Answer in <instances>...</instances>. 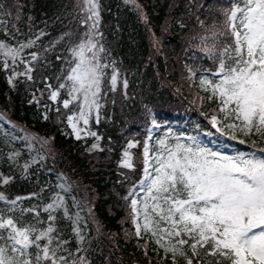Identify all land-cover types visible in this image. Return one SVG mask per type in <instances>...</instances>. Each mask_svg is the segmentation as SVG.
I'll return each mask as SVG.
<instances>
[{"label":"trees","instance_id":"1","mask_svg":"<svg viewBox=\"0 0 264 264\" xmlns=\"http://www.w3.org/2000/svg\"><path fill=\"white\" fill-rule=\"evenodd\" d=\"M137 2L143 7L146 22L125 0H98L99 32L103 36L100 43L107 49L101 54V63L115 61L120 80H127V87L120 84L119 88L101 96L99 123L92 117L88 127L101 137L97 141L86 135L75 139L67 122V110L71 106L63 107L65 94L52 101L45 87L48 83L52 89L57 88L63 82L57 78L65 75L69 67L65 61L70 45L65 35L71 33L77 45L88 39L90 23L85 24L86 13L77 0H0L11 13L5 16L0 12V41L15 46L35 41L23 50L21 59H28L23 58L25 54L30 57L29 50L38 56L32 62L33 80L18 77L15 87L7 81L12 73L3 69L5 59L0 56V114L12 125L48 141L45 147L39 146L38 161L30 164L27 174H31L24 178L8 160V152L25 151L20 148L24 142H15L0 131V173L13 177L10 184L0 185V192L9 199L36 193L22 202L37 200L45 204L55 190L53 175L61 171L71 181L73 198L85 212L88 230L83 247L87 251L78 255H85L89 264H172L171 255L166 256L154 240H149L147 235L139 240L135 237L131 200L124 199L142 175L145 141L150 133L155 136L165 130L162 124L171 120H176L177 125L167 128L180 129L185 134L209 128L214 114L225 125L231 121L223 119V114L218 112V100L208 99L209 92L202 90L199 79L201 75L216 78L207 71L216 70L218 62L203 50L206 45L200 38L210 37L212 25L223 21L220 9L230 7L231 0ZM198 20L204 21V26ZM225 42L231 41L222 38L221 43ZM212 43L211 39L207 41L208 46ZM58 56L62 59H56ZM8 62L11 64V59ZM24 68V64L18 63L15 70L23 72ZM189 68L196 76H191ZM33 94L39 104L29 103ZM45 111L46 120L42 118ZM153 120L159 127L153 126ZM236 135L245 141L240 143L243 152L261 155L259 149L264 148V142L257 136H246L239 131ZM252 140H256L255 146ZM129 141L136 146L128 149ZM93 143H98L99 149L89 151ZM125 150L133 157L134 169L121 166ZM0 204L6 203L0 201ZM89 208L94 216L89 215ZM41 212L43 217L52 214L57 218L55 228L73 245L70 250L75 253L77 245L65 217L59 211ZM96 220L101 225L99 233ZM146 240L149 241L147 255ZM199 259L203 264H214L220 258L206 256L201 249ZM177 264H185V260L177 257ZM193 264H197L196 259Z\"/></svg>","mask_w":264,"mask_h":264},{"label":"snow or ice","instance_id":"2","mask_svg":"<svg viewBox=\"0 0 264 264\" xmlns=\"http://www.w3.org/2000/svg\"><path fill=\"white\" fill-rule=\"evenodd\" d=\"M85 3L89 13L85 24L88 20L92 21L86 33L88 39L70 49L72 59L68 62L66 74L57 78L63 82L55 89L48 83L45 87L52 101L57 100L61 90L67 91L69 98L63 101L65 109L73 103L77 105L78 113L67 116L75 139L80 140L83 132L99 141L101 137L87 130V127L90 118L94 117L97 123L100 120L105 69L113 68L110 79L113 90L117 84L118 70L115 61L101 63V54L106 53L107 49L100 43L103 36L99 32L98 0H85ZM125 3L147 21L143 7L137 0H125ZM0 12L5 16L11 14L3 4H0ZM220 12L223 21L212 25L210 37L200 38L201 43L206 45L203 50L218 62L217 71L209 73L217 79L214 82L207 75H202V90L209 92L210 101L218 100V112L223 114V119L233 121L225 125L227 129L246 136H257L264 142V0H231L230 7L222 8ZM198 22L204 26V21ZM222 38L231 42L221 43ZM209 39L213 41L210 46L207 45ZM34 43L30 40L16 47L0 41V53L11 58V64L5 59L2 67L5 71L11 70L7 81L13 87L18 77L33 80L35 69L32 62L38 60L37 54L31 53L30 61L18 58L24 49ZM18 63L25 65L23 72L15 70ZM188 71L192 77L197 74L191 68ZM123 84L126 88L127 80ZM29 103L39 104L40 101L33 94ZM42 118L48 119L47 111ZM81 122L83 129L78 127ZM210 122L216 127L220 121L214 114ZM152 123L159 127L155 120ZM217 131L221 129L217 128ZM222 134L226 135L227 132ZM231 138L237 137L232 135ZM189 139L193 141L192 145L182 143L177 136V143L173 147H168L166 141L161 139L158 141L160 147L153 156L149 154L151 136L145 141L143 179L138 185L134 184L124 197L131 200L135 237L139 240L147 235L149 240H154L166 256L171 255L172 264H177V257L183 258L185 264H193L194 259L197 264H203L199 259L201 249L206 256L220 258L214 264H264V148L259 149V156L255 152L226 155L201 147L195 137ZM240 143L245 141L241 140ZM252 144L255 146L256 140H252ZM135 146L133 141H129L127 148ZM96 149H99V144L93 143L89 151ZM18 156L19 153L13 152L8 160L20 169L24 178H28L31 165L29 162L20 165ZM121 166L127 169L135 167L128 150L123 152ZM12 180L13 177L0 173V185H8ZM137 186L139 192L144 193L143 196L135 191ZM36 195L33 193L30 197L9 199L0 192V201L10 206L8 212H13L18 202ZM63 206V198L57 196L44 211L50 213ZM24 211L36 213L35 207L22 209L21 213ZM64 212L67 216L66 207ZM89 215L94 216L91 208ZM34 218L37 223H45L39 221L38 213ZM68 218L73 220L72 231L79 242L75 253L67 247L68 241L58 235L54 227L55 216L49 214L47 227L38 229L35 225H21L12 216L0 212V264H89L85 255H78L87 251L83 247L86 236L80 227L83 218L79 213L74 219L71 216ZM141 219L143 224L140 223ZM95 223L99 233L101 225L98 220ZM148 242L146 240L144 245L145 255ZM32 249L35 251H30Z\"/></svg>","mask_w":264,"mask_h":264},{"label":"rangeland","instance_id":"3","mask_svg":"<svg viewBox=\"0 0 264 264\" xmlns=\"http://www.w3.org/2000/svg\"><path fill=\"white\" fill-rule=\"evenodd\" d=\"M77 4L80 6V8H82L83 12L86 13V17H88L89 13L87 11V4L85 3V0H77ZM16 18V16H15ZM90 25L92 23V21L88 20ZM65 38L67 40V42L69 43L68 45H70V48L75 47L77 44L73 42L72 37H71V33H67L65 35ZM15 46V45H12ZM16 47H19V45H16ZM30 52V57L27 56V54H25L26 57L23 58H28L26 61H29L31 59V53H33L32 50H29ZM0 56H2L3 59H8L6 58L2 53H0ZM11 59V58H9ZM21 59V57H20ZM66 63H68L71 59V52L68 51L67 55H66ZM217 68V67H216ZM112 71L113 68H109L108 71H106L105 69V78L102 82V90H101V96L104 95V93L106 94L107 91L109 90H113L112 86L110 84V79H111V75H112ZM202 75L199 77V79H201ZM120 74L118 72V79H117V84L115 86V89L119 88V85L121 84V86L124 88V84L123 81L120 80ZM217 79V77L213 80L215 82V80ZM114 89V90H115ZM61 94H65V99H68V95H67V91L66 90H61L60 91V95ZM59 95V96H60ZM71 107L67 110L69 115H72L73 113H78V108L77 105L75 103L70 105ZM94 118V117H93ZM218 118V117H217ZM91 119L90 118V122L89 125L91 123ZM95 119V118H94ZM211 121V120H210ZM218 121H220V119L218 118ZM232 121H230L229 123H231ZM88 125V127H89ZM20 126L16 125H12L11 123L7 122L6 119L4 117L0 118V131L5 134L7 137H9L10 139H12L13 141H17V142H24L20 145L21 149H24L25 151H19L17 149L12 150L10 152H8V154H11L13 152H17L19 153L18 156V162L20 165H23L25 162H29L30 164L36 163L38 161V155H39V146H44L45 147V143H43V141L46 140V138L44 137H40L36 134H34V132L31 131H27L25 129H21L19 128ZM78 127L80 128H84V125L82 124V122L78 125ZM87 127V130H88ZM217 128H220L221 131H217ZM223 132H227V134H222ZM238 131H234L231 129H227L225 127V124H223L221 121L217 124L216 127H214L211 122H210V127L205 129V128H200L196 133L190 134L187 137L183 136L182 134H178L175 131H171L170 128L165 127V130H161L160 133H157L155 135V137L153 138V140L151 141V145H150V156H153L158 148L160 147L158 144V141L161 139H164L166 141V144L168 147H173L176 143V137L179 136L180 137V141L184 144L187 145H192L193 141L191 139H189L190 137H195L196 141L199 143V145L201 147H207L209 149H211L214 152H221L223 154L226 155H234L237 152H243V147L240 144V140L238 138L236 139H232V135H235L237 137ZM82 135L83 132H82ZM21 137L23 138L21 140ZM25 137H27V139H25ZM34 138H39V139H34ZM47 141V140H46ZM27 146H26V144ZM245 153V152H243ZM252 152L246 153V154H250ZM122 158H123V154H122ZM17 171L21 174L20 169L17 168ZM31 174V172H29V174H27L28 176ZM53 179H54V186H55V190L51 193L48 202L45 204H42L40 202L33 201L32 203L28 202V201H21L18 202V206L16 207V209L13 212H8L7 209L8 207H10L9 205L6 204H0V212L4 213L6 216L10 215L13 217V219L17 220L21 225H35L38 229H42L47 227V218L48 215H45L43 217L41 212L42 210L44 211L45 207L47 206V204L52 203L53 200L59 196L62 197L64 200V206L59 208V209H53L50 211L51 212H55V211H59L63 217H65L66 222L69 224L70 227V232L73 235L75 244L78 246L79 242L75 236V234L72 231V227H73V220L69 219L68 217L71 216L73 219L75 218L76 213H79V215L83 218L82 222L80 224V227L84 230V234L86 236V232L88 230L87 228V223H85L84 217L83 215L85 214V212L80 209L79 206H77V202H75L72 192H71V181L65 177L63 175V173L60 171L56 174L53 175ZM64 185V187H61V185ZM137 193H139V196H143L144 193H140L139 189L138 191L135 190ZM14 199V198H13ZM35 207L36 213H38V219L41 222H45V223H37V220L34 218V216L36 215V213H29L27 211H24L23 214L21 213V210L24 209H30ZM67 208L68 210V215H65L64 212V208ZM84 212V213H83ZM49 213V212H46ZM52 215V214H51ZM54 216V215H52ZM57 219L54 223V227L57 224ZM140 223L143 224V220H140ZM166 226V225H161ZM59 228V226H58ZM58 235L60 236V233L58 231ZM62 239L66 240L65 238H63L62 236H60ZM44 242V241H43ZM67 247L69 249H73V245L70 244L68 242ZM163 250V249H162ZM30 251H35L34 249L30 250ZM164 253V252H163ZM63 254V253H62Z\"/></svg>","mask_w":264,"mask_h":264}]
</instances>
